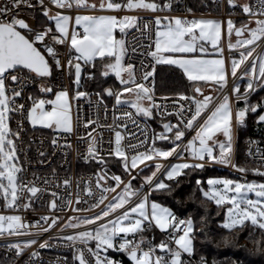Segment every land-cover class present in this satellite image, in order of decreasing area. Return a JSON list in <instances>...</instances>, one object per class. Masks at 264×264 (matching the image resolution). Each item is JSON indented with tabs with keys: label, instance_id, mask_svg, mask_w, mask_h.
<instances>
[{
	"label": "snow or ice",
	"instance_id": "1",
	"mask_svg": "<svg viewBox=\"0 0 264 264\" xmlns=\"http://www.w3.org/2000/svg\"><path fill=\"white\" fill-rule=\"evenodd\" d=\"M225 3L230 10L240 9L244 20L239 26L230 16L227 20H189L181 16L155 15L154 33L150 24L141 25L138 16L115 14L77 15L74 23L82 32L75 28L70 32L73 18L64 12L75 7L110 13H170L174 10L173 0H100L98 5L89 0H48L47 3L46 0H7L0 7V196L6 208L13 211L31 209L33 201L45 193L51 197L48 203L50 212L63 210L73 203L70 196L65 200L52 190L61 184L66 189L70 188V178L53 184L56 175L53 173L51 179L46 177L43 186H39L34 181H25L21 175L24 169L20 162L18 141L25 132V123L33 129L39 126L55 129L58 133L72 132L69 93L66 88L56 89L52 83L55 74L59 73L61 78L67 74L72 78L76 99L90 96L81 90V82L85 77L96 80L98 76L114 75L121 86L116 90L101 86L94 95L97 97V106L103 108L105 113L106 100H114L115 127L111 129L114 141H110V144L114 143V148L108 154L116 158L122 174L128 179L125 181L122 175L114 173L109 175L106 168L94 174L96 188L102 194L94 199L91 208L104 204L107 193L116 194L95 215L69 218L61 231L64 228L76 231L55 237L63 240L72 251L71 264H124L123 257H127L129 264H194L191 259L195 253L194 221L190 217L181 218L171 207L153 197L156 194L171 196L182 176L189 171L205 170L211 164L230 166L241 174L252 171L264 176L262 167L248 169L232 160L234 123L236 127L245 126L251 114L255 116L258 126H264V97L255 103L250 101L254 94L264 90V51L254 55L259 43H264V0H257L254 4L238 3V0H225ZM21 5L39 12L44 18L43 23L32 28L24 19L18 18L16 10ZM53 7L55 12L52 11ZM187 11L191 12V9ZM253 17L256 18L254 21ZM251 23L255 27H250ZM131 29H142L145 38L149 35L153 37L152 43L143 45L134 40L130 47L127 36ZM117 31L120 38L116 36ZM233 35L236 37L235 43L232 41ZM224 38L230 51L243 49L239 51L238 59L231 60L230 68L233 78L245 81L243 91L240 83H234L232 96L222 94L214 99L211 95H204L201 87L194 86L192 95L184 92L174 94L177 98L168 101L172 105L171 110L168 103H157L154 95L157 65L174 66L182 70L189 82H211L217 93H223L228 81L223 48L219 44ZM205 43L211 44L220 58H205L208 54ZM64 45L70 51L62 63L58 46ZM137 55L150 58V62L140 60L137 67ZM97 58L101 61L99 69L96 68ZM123 93H129L134 98L124 99ZM49 94L54 99L45 98ZM164 99L168 100L167 97ZM233 99L236 102L243 101V106L234 110ZM21 100L24 102H18ZM124 105L134 112L123 111L116 115V106ZM210 105V114L203 117ZM17 115L20 119L13 130L11 121ZM155 115L160 117L161 131L145 127L137 135L128 130V123L136 124L134 117L148 120ZM173 116L175 123L168 119ZM93 123L89 120L85 127ZM188 133L192 134L186 139ZM126 138L127 144L124 143ZM88 139L90 143L83 158L106 164L100 155L96 138L89 134ZM158 142L170 144L171 147H158ZM51 143L57 145L58 141L53 139ZM255 143L250 141V144ZM65 146L71 147L68 144ZM253 155L264 166V150L257 147L253 153L250 148L249 156ZM39 156L44 157L46 153L41 151ZM169 157L181 162H170L162 174L163 178L158 176L164 167L159 162L155 163V170L150 171V174L142 175L144 168L148 167L146 161H157L159 158L167 160ZM140 165H144V168ZM107 180L113 184L106 186ZM134 180L139 181V187L133 185ZM195 185L203 198L215 203L218 213L221 210L224 212L223 229L242 231L246 222H250L264 231V183L208 178L206 183L196 179ZM117 189L120 191L117 192ZM84 190L87 196L94 197L91 181L85 182ZM250 194L254 198H250ZM57 199L62 200L59 206ZM76 203H81L79 194ZM83 203L87 204V201ZM117 210L123 211L116 214ZM59 220V216L43 215L32 223L39 225L43 221L48 227L41 231L49 232ZM88 225L93 227H82ZM153 229L165 233L166 239L156 244L146 241L143 233ZM5 233L33 235L20 215L0 214V235ZM224 243L229 241L225 239ZM34 245H39L41 249L51 248L47 241L41 242L39 239L17 240L0 247L14 253L13 257L6 256L5 260L11 259L15 264ZM38 258L39 252L33 251L29 257L30 264H35ZM56 264L70 262L65 257L63 260L58 259ZM195 264H207V261L201 255Z\"/></svg>",
	"mask_w": 264,
	"mask_h": 264
},
{
	"label": "built area",
	"instance_id": "2",
	"mask_svg": "<svg viewBox=\"0 0 264 264\" xmlns=\"http://www.w3.org/2000/svg\"><path fill=\"white\" fill-rule=\"evenodd\" d=\"M196 0H173L174 2V10L170 13L167 12H160V13H150L145 11H133V12H120V13H112L118 16L123 15H135L140 18L141 25L144 23L150 24V27L152 28V32L154 33V16L155 15H171V16H181L184 18H201V17H215L219 20H227L229 16L234 21H242L244 20V17L241 15L240 9L237 8L235 10H230L227 4L225 3V0H208L205 2L206 8L204 10H191V12H188L187 10L189 8V4ZM34 2V0H33ZM48 0H46V3ZM257 0H244V1H238V3H256ZM5 3H7V0H0V7L4 6ZM9 6H11L9 4ZM52 11L55 12L56 9L53 7ZM28 12H31V15H28ZM106 11H100V10H85V9H77L72 8L70 10H65L64 14L69 15L73 18L71 24H70V32L74 28V20L75 16L81 15V14H90V13H98L103 14ZM16 15L18 18L24 19L32 28H37L40 24L38 23V16L39 12L33 11L32 9H29L25 5H21L19 9L16 10ZM256 18L253 17L252 20L254 21ZM77 31H81V28H77ZM153 37L151 35L148 36V38H145V34L141 30L137 29H131L129 31V35L127 36V41L129 46L131 47L133 44V41H137L140 44L148 45L149 43H152ZM60 56L62 57L61 62L64 63V61L68 58V52L70 49L67 45L64 46H58ZM264 50V43H259V46L256 47V50L254 52V55L261 53ZM143 51V49H141ZM233 52V51H230ZM251 59V58H249ZM140 60H144L145 63L150 62V58H146L143 56L137 55V58L135 60L137 67H139ZM245 66V65H244ZM243 66V67H244ZM240 71L237 73V76L239 77ZM238 80L235 78H230L228 80V83L223 90V93L214 94L213 98H217L218 96L222 94H229L232 91V87L234 83H237ZM52 83L56 85V89L60 88H66L69 97H70V103H71V114H72V132L70 134L66 133H58L56 130H42V129H36L31 128L30 125L25 123V132L21 134L20 141H18L19 146V155H20V162L23 165V173L21 174L25 181H34L35 184L39 186H43L42 182L43 180L47 178H52L53 173H55V179H53V184L63 181L65 178L71 179V186L70 188L66 189L62 184L59 188H52V190H55L59 193V196L64 198L65 200L70 196L73 203L71 206L65 207L63 210L50 212L48 208V203L51 199V197L45 193L42 195L38 200L33 201V207L28 210L23 211H13L12 209H8L5 207V201L0 196V214L2 215H20L26 225V227L29 228V231L33 233L31 236H15V235H8L7 233L0 235V245H4L9 242H14L17 240H27V239H39L41 242L47 241L48 244L51 245V248H39V245H34L31 248H28L24 254L15 261V264H30L29 257L33 251L39 252V258L35 261V264H56L57 260H63L65 257L69 260L70 264L73 259V253L72 251L66 246V243L63 240L55 239V237L63 236L70 234L76 230H73L71 228H64L63 231H61V228H63V225L66 221H68L71 217L80 216L83 214L91 213L96 211L97 208H91L94 199L101 196V190L96 188L95 183V173L101 172L102 169L106 168L109 175L115 174V172L112 170V168L106 164H98L95 161H86L83 157L86 155V150L88 147V144L90 143L88 136L91 134L93 137L97 140V147L100 150V155L104 157V160L107 162L108 157H112V155H109L108 153L111 151L112 148H114V143L110 144V141H114V132L111 130L115 127V121L113 120V111H114V100L112 99V103H106L107 104V112L105 113L104 109L97 106V97L94 95L96 93L95 91L88 92L90 94L89 97H82L79 99L74 98V90L71 85L70 77L65 74L62 78L59 73L55 74V78L52 80ZM156 83V79L154 81ZM121 86L113 88L114 90L120 89ZM32 89L30 88L29 91ZM51 94H49L45 98H49ZM155 99L157 103H168V101L172 99H176L177 97L174 94H159L155 91L154 93ZM129 97H132L129 93H123L124 99H128ZM168 98V100H165L164 98ZM201 98V97H200ZM18 102H24L23 100ZM168 107L171 110L172 105L171 103H168ZM212 108V105L209 106V110H206V112L203 114V117H206V115L210 114V110ZM116 115H119L123 111H133L130 107L127 105L124 106H116ZM154 117L159 118L158 115H155ZM202 117V118H203ZM136 119V124L128 123V130L131 132L137 133V135L140 134V131H142L145 127H147L149 130H152L153 127L150 123V120H146L143 117H134ZM20 117L14 116L11 121V128L13 130L16 129V121L19 120ZM168 119H174L175 117H169ZM93 121L94 123L92 125H88V127H85V123L87 121ZM192 133L186 134V139L190 138ZM149 136H151V131H149ZM53 139H57L58 143L57 145H53L51 141ZM250 141H256L255 144H250ZM31 142V143H30ZM128 140L125 139L124 143L127 144ZM135 143V141H132ZM71 145L70 148L66 147L65 145ZM260 148L264 150V135H257L249 138L245 142V159L248 163L257 166V167H263L261 165V162L258 157L249 156V149L251 148L253 153H255L256 148ZM143 151V149H140ZM46 153V156L41 157L39 156V152ZM131 154V153H130ZM41 160H43V163H41ZM232 160L233 163L235 162V152L232 153ZM175 161H178L175 159V157H169L167 160H163L162 164L164 167L161 169V172L158 173V176H161L164 172V170L169 166L170 162L173 163ZM149 164V163H148ZM81 166V167H80ZM93 169H89L91 167ZM209 166H216L220 167L222 169H225L228 171V173L242 181L247 182L251 178H263L264 176H260L257 174H254L253 172H247L245 174H241L237 172L235 169H233L230 166H224V165H217V164H211ZM142 167V166H141ZM39 178V179H35ZM128 177L124 180L127 181ZM91 181L92 191L94 193V197H89L85 193V182ZM111 182V180L106 181V186ZM79 185V187H78ZM51 188L52 185H49ZM119 190V189H117ZM77 194H79V199L81 201L80 204L76 203ZM108 194V193H107ZM106 194V195H107ZM114 193L112 192L107 196V199H105L104 203L110 198L111 195ZM83 201H87V204L83 203ZM57 205L59 206L62 203L61 199H57ZM77 208H90V211H75ZM120 211L118 210L116 214H119ZM43 215H49V216H59L60 220L58 221L57 225L53 227L49 232H42L41 230L43 228L48 227L46 223L43 221L36 225L32 222L39 219L40 216ZM181 218H185L183 215L178 214ZM82 227H93L92 225L88 226H82ZM157 230V229H156ZM158 231V230H157ZM159 234V242L161 240L166 239V234L161 233L158 231ZM132 238L131 236L129 237ZM139 239V235L136 237ZM153 238H147L145 237L146 241H152ZM154 244V243H153ZM13 257V252H6V250L3 247H0V264H13V261L11 259L5 260V257ZM124 258L127 257H123ZM192 261L195 264V261H197L199 258L193 257L191 258ZM208 264V263H207ZM216 264V263H213Z\"/></svg>",
	"mask_w": 264,
	"mask_h": 264
},
{
	"label": "trees",
	"instance_id": "3",
	"mask_svg": "<svg viewBox=\"0 0 264 264\" xmlns=\"http://www.w3.org/2000/svg\"><path fill=\"white\" fill-rule=\"evenodd\" d=\"M208 0H196L189 4L191 10H204L206 8L205 2ZM38 23H43L44 18L39 13ZM101 67L100 59H97L96 68ZM96 69H93L95 71ZM155 91L159 94H175L176 92H184L188 95L192 94L194 86L203 87V83L189 82L183 73L174 66L157 65L155 75ZM71 85L74 90L75 86L70 77ZM82 89L86 92H99L101 86L103 87H119L120 84L115 77H97L96 80H88L86 77L82 79ZM241 91L244 89L245 81L239 82ZM218 94V93H216ZM264 97V90L258 91L254 94L250 101L252 103L258 102ZM243 106V101L236 102V107ZM249 115L247 122L243 127L236 128V158L235 164L246 167L248 169L257 168L245 159V142L257 135H264V126H258L255 122V116L252 118ZM250 119V120H249ZM172 120L175 123L174 119ZM150 123L157 132L161 131V120L154 117L150 119ZM44 130V129H42ZM158 147L169 148L170 144L160 142ZM108 165L117 175H122L124 180L127 176L122 174L121 166L116 162L114 156L107 158ZM148 168L155 166V163L147 164ZM81 167V166H80ZM142 168V167H141ZM89 169H93L92 166ZM262 170L264 168L262 167ZM187 171V170H186ZM252 172V171H248ZM231 176L228 171L216 166H206L205 170L189 171L187 175L180 178V183L175 187V191L171 196H160L156 194L153 198L159 202L165 203L177 214L183 215L186 218H191L194 221L196 229V240L194 241L195 253L194 256L199 258L201 255L205 257L208 264H264V231L252 226L250 222H246L242 231L240 230H226L221 227L222 217L224 212L221 210L217 212V207L214 202L208 201L202 197L200 191L196 188L195 180L200 179L206 183V180L211 177ZM163 178V176H160ZM133 185L139 187V181L134 180ZM195 195L192 198V194ZM203 221V223L201 222ZM144 237L153 238V243H159V234L156 229L145 231ZM227 239L229 243H224ZM259 249V251H257ZM124 264H129L127 258H124Z\"/></svg>",
	"mask_w": 264,
	"mask_h": 264
},
{
	"label": "crops",
	"instance_id": "4",
	"mask_svg": "<svg viewBox=\"0 0 264 264\" xmlns=\"http://www.w3.org/2000/svg\"><path fill=\"white\" fill-rule=\"evenodd\" d=\"M90 3H96L97 5L99 4L100 0H89ZM112 13L110 12H105L103 14H98V13H90V14H81V15H95V16H101V15H110ZM201 18H205V19H217L215 17H201ZM189 20L191 19H199V18H196V17H192V18H187ZM219 20V19H217ZM74 28L77 29L79 28V26H76L75 23H74ZM116 36L117 38H120V33L117 31L116 33ZM232 41L233 43H235V40H236V37L235 35H233L232 37ZM204 46L208 49V54L206 55L205 58H209V59H215V58H220L219 54L212 48L211 44L209 43H205ZM219 47L223 48V59L225 60V68H226V71H227V81L232 77L231 76V60L233 58H239V51H242L243 49H239V50H232L233 52H230V50L228 49V44H227V39L224 38L222 39V41L220 42L219 44ZM97 59H100V58H97ZM106 62V61H105ZM244 65H242L243 67ZM181 72L182 70L179 69ZM239 72V70H238ZM237 72V73H238ZM183 73V72H182ZM184 75V74H183ZM110 76H113L114 75H110ZM185 76V75H184ZM186 77V76H185ZM241 80H238L237 83H239ZM198 83H203V86L204 88H202V91H209L213 94H216L217 91H216V87L214 85H212L211 82H208L207 84H205L204 82H198ZM230 96H232V93L229 94ZM49 98L51 99H54V96L50 95ZM69 103H70V97H69ZM237 107H236V104H235V100L233 99V109L235 110ZM69 115H70V119L72 120V114H71V103H70V112H69ZM41 127L37 126L36 129H39ZM43 129H47V128H43ZM47 130H55V129H47ZM236 126H235V123H234V136H233V143L235 142L236 140ZM220 139H222V137H219ZM236 143V142H235ZM150 163L152 161H146L145 163Z\"/></svg>",
	"mask_w": 264,
	"mask_h": 264
},
{
	"label": "rangeland",
	"instance_id": "5",
	"mask_svg": "<svg viewBox=\"0 0 264 264\" xmlns=\"http://www.w3.org/2000/svg\"><path fill=\"white\" fill-rule=\"evenodd\" d=\"M238 1H244V0H238ZM32 13L31 12H28V15H31ZM237 22V26H239V24H240V22L241 21H236ZM250 27H255V24L254 23H251L250 25H249ZM233 39V38H232ZM264 51V50H263ZM232 78V77H231ZM241 85V84H240ZM242 86V85H241ZM202 88H204V86L202 87ZM201 88V89H202ZM205 89V88H204ZM206 90V89H205ZM232 93V92H231ZM231 93H229V94H231ZM74 95H75V91H74ZM192 95V94H191ZM134 97L132 96V97H129L128 98V100H131V99H133ZM106 103H112V99L111 98H108L107 100H106ZM235 104H236V101H235ZM251 115V114H250ZM251 118H252V115L250 116ZM249 118V117H248ZM247 118V119H248ZM148 120H150V119H148ZM250 120V119H249ZM246 122H247V120H246ZM237 128V127H236ZM39 129H43V128H39ZM45 130H47V129H45ZM237 134V133H236ZM236 136V135H235ZM237 139V138H236ZM235 142H236V140H235ZM233 143V148H232V153H234L235 152V158H236V143ZM186 159H188L187 157H186ZM164 159L163 158H159L157 161H152V162H150V163H156V162H159V163H162V161H163ZM177 162H181V161H175V162H173V163H177ZM149 163V162H148ZM148 163H146V164H148ZM149 163V164H150ZM142 166V168H143V166L144 165H140V167ZM169 167V166H168ZM152 170H155V166H153V167H151V168H148L146 171H144L143 173H142V175H146V174H150V171H152ZM165 171V170H164ZM211 178H228V179H233V180H238V179H236V178H234V177H232V176H222V177H211ZM242 182V181H241ZM247 182H255V183H264V179L263 178H251V179H249ZM113 184V182L111 181L109 184H108V186H111ZM120 191V189L119 190H117V192H119ZM112 192H109L108 194H107V196L109 195V194H111ZM116 193H114L113 195H111L110 196V198L102 205V206H100L96 211H94V212H91V213H87V214H83V215H80V216H93V215H95L96 213H98V212H100V210L109 202V201H111L112 200V197L115 195ZM250 198H254V195L253 194H250ZM159 202V201H158ZM118 211V210H117ZM186 218V217H185ZM68 221H66L65 223H64V225L67 223ZM63 225V226H64ZM158 230V229H157ZM159 231V230H158Z\"/></svg>",
	"mask_w": 264,
	"mask_h": 264
},
{
	"label": "flooded vegetation",
	"instance_id": "6",
	"mask_svg": "<svg viewBox=\"0 0 264 264\" xmlns=\"http://www.w3.org/2000/svg\"><path fill=\"white\" fill-rule=\"evenodd\" d=\"M203 94L204 95H207V94H212V97L214 96V94L213 93H211V92H209V91H203ZM202 98V97H201Z\"/></svg>",
	"mask_w": 264,
	"mask_h": 264
},
{
	"label": "water",
	"instance_id": "7",
	"mask_svg": "<svg viewBox=\"0 0 264 264\" xmlns=\"http://www.w3.org/2000/svg\"><path fill=\"white\" fill-rule=\"evenodd\" d=\"M203 92V91H202ZM207 95H211L212 96V94H207ZM128 260V259H127Z\"/></svg>",
	"mask_w": 264,
	"mask_h": 264
}]
</instances>
